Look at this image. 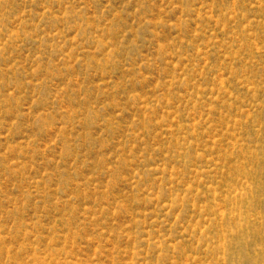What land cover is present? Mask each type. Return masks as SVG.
<instances>
[{
	"label": "rangeland",
	"instance_id": "rangeland-1",
	"mask_svg": "<svg viewBox=\"0 0 264 264\" xmlns=\"http://www.w3.org/2000/svg\"><path fill=\"white\" fill-rule=\"evenodd\" d=\"M238 212L264 251V0H0V264H224Z\"/></svg>",
	"mask_w": 264,
	"mask_h": 264
},
{
	"label": "bare ground",
	"instance_id": "bare-ground-1",
	"mask_svg": "<svg viewBox=\"0 0 264 264\" xmlns=\"http://www.w3.org/2000/svg\"><path fill=\"white\" fill-rule=\"evenodd\" d=\"M240 198L238 199L239 202L245 203L248 207L252 205V199L250 201V198L253 196V192L251 191V188H243L241 189ZM252 192V193H251ZM237 219H241L243 222H239L237 226H233V230L230 229L228 234H231L232 236H236L238 241H240V245L244 246V248H240L237 258H234L230 253L225 254L224 257V264H264V251L262 249H257L255 252L248 249V241L246 242V238L244 235L250 233V227L247 226V223H245L246 220V214L243 212H238L235 214ZM235 243L233 240L231 242L227 241L226 246L229 248H233ZM220 244V243H218ZM238 244V243H237ZM220 244L218 247H221ZM217 247L214 245L213 254L216 253Z\"/></svg>",
	"mask_w": 264,
	"mask_h": 264
}]
</instances>
